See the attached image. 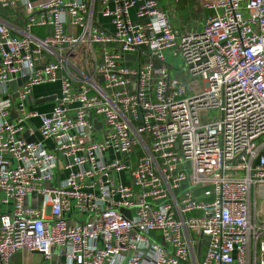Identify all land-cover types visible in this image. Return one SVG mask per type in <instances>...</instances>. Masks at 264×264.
I'll use <instances>...</instances> for the list:
<instances>
[{"label":"built area","instance_id":"built-area-1","mask_svg":"<svg viewBox=\"0 0 264 264\" xmlns=\"http://www.w3.org/2000/svg\"><path fill=\"white\" fill-rule=\"evenodd\" d=\"M101 2L111 31L97 0H0L26 13L21 35L0 20V264H264V0H200L182 30L157 0Z\"/></svg>","mask_w":264,"mask_h":264},{"label":"crops","instance_id":"crops-1","mask_svg":"<svg viewBox=\"0 0 264 264\" xmlns=\"http://www.w3.org/2000/svg\"><path fill=\"white\" fill-rule=\"evenodd\" d=\"M36 1V0H32ZM102 0H97L96 4V19L97 23L100 27L106 28L108 30H112V24L111 20L109 18L103 17L101 15V9H102ZM159 5L168 13V16L170 18V21L173 25V27L177 30H182L185 28V26L190 25L194 19L200 18L204 12L199 8L200 7V0H157ZM114 5L112 2L110 3V8H113ZM0 20L5 22L11 31L16 35H21V31L24 29V21L26 19V13L25 10L21 7H12L9 9H0ZM133 20L138 23L140 20H138L135 17V12H132ZM71 33H76V29L70 28L69 29ZM34 34L39 37H44L46 34H48V29H36L34 31ZM170 52H167V57L169 62L170 59ZM135 59V57H134ZM134 59H131V65L134 63ZM60 94V83H50V84H44L41 86H37L33 89V96L35 99H42V98H49L51 100L39 104L34 105L29 102V108L32 110H36L40 113H49L52 110V107L54 106L55 99L54 96H58ZM32 97V96H31ZM40 125L39 120L34 119L32 122L33 129H37L34 136L37 137V140H41V137L38 133V127ZM25 132L24 134H26ZM23 134V137H24ZM28 134V133H27ZM29 136L28 137H34ZM46 147L48 149L52 148V143L50 141H47L45 143ZM53 186L56 184L54 181ZM39 256L40 259H37L35 261V264H53L54 260L57 264H65L63 259H60L58 257V254L55 257L52 258L50 261H44L42 256L39 254H32L28 252H21L17 256H15L13 264H26L27 260L32 261L33 256ZM42 259V261H40ZM35 260V258H34ZM26 261V263H25Z\"/></svg>","mask_w":264,"mask_h":264},{"label":"rangeland","instance_id":"rangeland-1","mask_svg":"<svg viewBox=\"0 0 264 264\" xmlns=\"http://www.w3.org/2000/svg\"><path fill=\"white\" fill-rule=\"evenodd\" d=\"M194 20H196V19H194ZM170 53H171V51H170ZM167 64L172 69V72L174 75L177 72H181L183 70L182 60L180 58L173 57L172 53L170 54V59H169V62H167ZM185 80L188 81V78H185ZM219 116H220V113L218 110H212V111H209L204 118H205V121H207V122H215V121H217ZM52 183L53 182L48 181L45 183V186L47 188L53 187ZM25 206L27 208L30 207V208H35V209H42V207H43V196L41 194H39L38 192H32L31 194H28L26 196ZM259 206H260L259 210H262V213L260 214V218L258 219V221L260 223H264V203L260 202ZM55 252L57 255L59 252V249L56 248ZM34 258H35V260H34ZM37 259H40V257L35 255V256H33L32 261L27 260V263H26V261H25V263L26 264H35V261ZM40 261H42V259ZM55 261L56 260H54L53 264H57Z\"/></svg>","mask_w":264,"mask_h":264},{"label":"water","instance_id":"water-1","mask_svg":"<svg viewBox=\"0 0 264 264\" xmlns=\"http://www.w3.org/2000/svg\"><path fill=\"white\" fill-rule=\"evenodd\" d=\"M126 58L127 59H134V56L133 55H128ZM154 65H155L156 68H159L160 67V63L157 62V61L154 63ZM27 80H28V78L26 77V78H23V79H18L16 82H12L10 84L11 91H17L18 88L20 86H22L23 83L26 82ZM101 80H103V78H101ZM17 97H18V93L16 92V93L13 94V99H16ZM54 99L56 100L57 99V96H54ZM49 100H51V99H49V98L35 99L33 95L30 98L31 103L34 104V105H39V104L45 103V102H47ZM13 117H15V114L14 113H13ZM96 127H97V129H100L102 127V125L100 123L96 122ZM24 139L27 142H29V143H33V142H36L37 141V137L36 136H34V137H28V134L27 133L24 134ZM126 215L128 217L130 216L129 213H127V212H126ZM201 252H202V242H200L199 245H198V247H197V258L198 259L201 256Z\"/></svg>","mask_w":264,"mask_h":264}]
</instances>
